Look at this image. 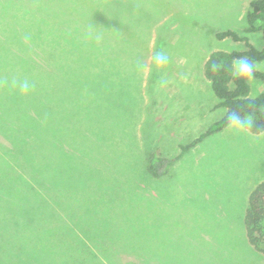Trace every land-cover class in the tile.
I'll list each match as a JSON object with an SVG mask.
<instances>
[{
	"label": "rangeland",
	"instance_id": "obj_1",
	"mask_svg": "<svg viewBox=\"0 0 264 264\" xmlns=\"http://www.w3.org/2000/svg\"><path fill=\"white\" fill-rule=\"evenodd\" d=\"M250 1L0 0V67L49 62L46 36L90 33L94 20L117 17L125 38L118 60L102 66L118 76L103 81L101 66H85L102 81L109 108L66 122L77 133L72 152L90 171L76 166L66 203L53 210L0 205V264H264L240 228L249 193L264 181V132L231 124L185 152L164 177L143 169L154 149L175 157L224 116L203 64L213 51L245 49L216 39L219 32L262 48L260 33L244 32ZM138 38L146 43L141 56ZM157 51L168 57L159 68ZM65 55L51 62L81 73L79 55ZM256 65L264 72V60ZM249 85L251 97L264 90L255 80ZM53 211V222L42 220Z\"/></svg>",
	"mask_w": 264,
	"mask_h": 264
},
{
	"label": "trees",
	"instance_id": "obj_2",
	"mask_svg": "<svg viewBox=\"0 0 264 264\" xmlns=\"http://www.w3.org/2000/svg\"><path fill=\"white\" fill-rule=\"evenodd\" d=\"M245 22V33H260L262 48H255L246 36L232 30L219 32L216 39L243 43L245 49L213 51L203 64V75L218 100L217 106L225 109L224 116L206 132L179 146V154L175 157H167L156 149L149 153L143 169L153 179L164 177L185 152L233 124V118L239 119L240 126L252 134L264 132V90L251 97L249 83L234 79L230 70L234 58L242 55L254 64L264 60V0L249 2ZM92 23L96 24L91 25L90 33L61 32L46 36L43 42L52 46V51L51 48L44 51L43 58L49 62L0 67V205L53 210L59 203H66L63 198L73 186L72 173L76 166L81 172L90 171V167L78 161L72 152L77 133L73 132L72 124L69 127L66 122L70 120L79 124L86 113L109 108L106 91L99 89L102 81H98L93 70H87L85 66H101L107 72L103 81L118 76L117 71L102 66L118 60L117 45L121 40L125 41L117 17ZM136 43L138 55H144L145 41L138 38ZM69 52L79 55L80 64H83L77 75L66 68L60 70L51 62L52 58L65 59ZM141 64L142 61L133 68L134 76ZM69 79H78L76 85ZM24 80L33 85L28 95H21L18 87L11 86L13 81ZM254 80L264 86V72L257 70ZM82 81L85 83L80 85ZM91 81L99 84L92 85ZM88 103H96V109L87 107ZM99 122L100 119L95 117L94 124ZM99 151L100 148L96 147L87 149L86 153L94 155ZM64 174L67 175L66 183L63 182ZM53 215L54 211L42 220L53 222ZM240 228L247 243L264 257V181L249 193L243 227Z\"/></svg>",
	"mask_w": 264,
	"mask_h": 264
},
{
	"label": "clouds",
	"instance_id": "obj_3",
	"mask_svg": "<svg viewBox=\"0 0 264 264\" xmlns=\"http://www.w3.org/2000/svg\"><path fill=\"white\" fill-rule=\"evenodd\" d=\"M153 61L159 68L164 66L168 62V57L163 51H157L153 54ZM231 74L234 79H239L245 83H252L255 79V72L257 71V65L253 63L247 56H239L234 58L230 66ZM13 88L19 89L21 95H28L32 91L33 85L30 81L24 80L21 82L13 81ZM240 121L237 118H233V126H239Z\"/></svg>",
	"mask_w": 264,
	"mask_h": 264
}]
</instances>
